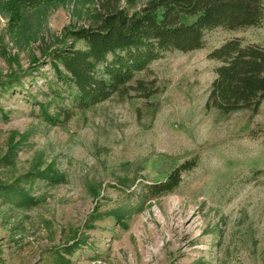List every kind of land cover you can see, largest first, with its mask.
<instances>
[{
	"label": "rangeland",
	"instance_id": "1",
	"mask_svg": "<svg viewBox=\"0 0 264 264\" xmlns=\"http://www.w3.org/2000/svg\"><path fill=\"white\" fill-rule=\"evenodd\" d=\"M11 1L0 0V264H264V101L255 116L205 107L210 53L235 38L264 45V21L165 54L143 76L156 81L149 100L115 95L60 126L42 111L74 91L51 56L94 25L100 0H44L16 24ZM119 1L134 13L151 0ZM194 160L173 193L141 198Z\"/></svg>",
	"mask_w": 264,
	"mask_h": 264
},
{
	"label": "trees",
	"instance_id": "2",
	"mask_svg": "<svg viewBox=\"0 0 264 264\" xmlns=\"http://www.w3.org/2000/svg\"><path fill=\"white\" fill-rule=\"evenodd\" d=\"M43 2L12 0L14 24L22 9ZM263 21L264 0H151L134 13L119 0H100L94 25L71 31L72 43L52 53L50 64L56 79L74 92L65 97L56 92L52 97L62 103L54 107V116L42 111L43 120L64 125L75 111L90 110L115 95L124 98L133 93L149 100L158 89L155 79L147 81L143 76L165 54L202 50L209 32L259 27ZM77 43L84 48H76ZM209 59L219 66L206 110L225 116L239 112L257 115L264 101V45L231 39L213 50ZM196 167L195 160L184 163L164 182L146 186L141 198L150 202L173 193L182 183L183 173Z\"/></svg>",
	"mask_w": 264,
	"mask_h": 264
}]
</instances>
